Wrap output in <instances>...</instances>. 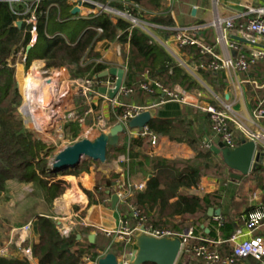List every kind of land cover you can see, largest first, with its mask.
Here are the masks:
<instances>
[{"label": "trees", "instance_id": "obj_1", "mask_svg": "<svg viewBox=\"0 0 264 264\" xmlns=\"http://www.w3.org/2000/svg\"><path fill=\"white\" fill-rule=\"evenodd\" d=\"M98 1L103 4L107 2V0ZM108 5L118 11H128L132 16L145 22L163 26L173 24L170 15L161 12L163 10L162 0H110ZM145 6L148 8V12L156 11V13L154 15L144 14L139 8ZM16 19L17 17L8 8V5L0 2V195L5 190L6 181L11 179L22 183H37L42 188L44 201L47 204H52L61 192V184L58 182L50 184L38 173V167L42 165L44 159H39L37 154L39 150L43 149V146L33 138L30 132L23 131L22 122L16 115L20 97L14 77V56L19 52L24 57L30 41L27 27L23 25L18 28L15 25ZM100 41H118L128 45L131 60L136 61H131L129 64L126 57L128 66L124 85L133 89L131 94L143 93L139 89V84L144 80L145 72L149 78L157 80L167 87L178 84L186 91L200 87L198 81L181 67L163 46L141 28L106 11H101L92 17L76 18V15L71 13L70 5L64 1L59 2L57 8L49 9L46 17L41 15L37 40L24 61L25 69L30 66L32 60L39 59L44 61L45 70L68 65L75 68L76 76L82 77L87 74L97 80H104L106 77H99V74L109 66L99 62L98 53H93L95 45ZM195 56L198 65L209 60L203 55L195 54ZM258 63L247 71L252 70ZM36 68L37 65L33 64L30 74ZM198 72L213 85L218 83L222 86V79L219 76H213L214 71L199 67ZM120 111L121 108H118L117 112L120 113ZM175 123V119L152 118L146 127L149 133L182 142L183 139H178L174 135L177 128ZM140 140L137 137L130 141V157L138 156V153H134V148L142 145ZM194 141L196 139L185 140L189 146L195 149ZM241 142L242 140H238V144ZM109 150L121 152L125 148L120 146ZM195 151L193 159L187 162L147 157L148 162L153 164L154 172L146 181L145 188L135 194L136 203L141 207L142 215L145 218L143 221H137L145 227L162 228L166 227L168 217L180 216V222L170 227L174 232L179 231L178 225H183L182 222L191 220V218L194 220L192 225L195 226L196 231L201 230L202 222L208 221L209 233L204 235L215 238L217 237L215 228H218L222 239L227 240L233 233V220L227 217L219 225L210 221L206 215L207 207L213 204L212 198L217 199L220 196L213 193L200 197L186 192V190L196 188L200 181V168L193 163L196 156L206 158L215 156L210 148L204 150L198 148ZM86 161L88 160H82L80 164H84ZM180 164L186 165L180 168ZM52 171L57 173V170L47 168V174ZM260 172H264V168L256 167L251 171V175H254L256 184L264 188V173L260 174ZM115 176L118 178V175L115 174ZM117 178L114 181H105L102 188L96 185L94 187L96 193L103 195L104 191H107L108 197H110L115 192L112 184H115ZM56 180H66V177H59ZM92 203L94 202L89 200L88 205ZM256 209L254 206L247 207L243 214L248 217ZM35 226L39 233V241L31 246V252L37 258L38 264H84L87 260L96 261L98 259L99 250L96 242L90 243L86 238H81V240L76 238L77 232L81 235L84 233L82 228L77 227L67 237H63L50 218L38 219ZM117 249L127 251L124 244L119 245ZM187 255L189 254L183 252L175 264H183L182 262L186 258L184 256ZM197 260L203 263V260ZM0 264L31 263L25 257L0 256Z\"/></svg>", "mask_w": 264, "mask_h": 264}, {"label": "crops", "instance_id": "obj_2", "mask_svg": "<svg viewBox=\"0 0 264 264\" xmlns=\"http://www.w3.org/2000/svg\"><path fill=\"white\" fill-rule=\"evenodd\" d=\"M166 1L169 2V4L166 3ZM162 6V14L163 12H165V14L170 15L173 22L172 25L163 26L141 20L142 27L139 28H141L153 40L163 46L166 51L171 55V57L181 67H183L195 80L198 81L200 87L195 88L192 91H186L178 84L173 85L179 86L184 91V101L166 100L164 102H161L160 100L162 98V95L157 93L147 94L144 92L140 94L133 93L128 96L119 95L118 100L120 102H123L124 104L139 105L145 107L146 110L150 112L151 119H175V121H179L185 117L187 118L186 113L189 110L196 109L201 113V115H203V118L206 119L207 130L203 133V144L205 148L210 149L212 146H217L216 140L219 139L211 131L206 113L203 112L201 108H199L200 105L202 106L206 102L214 104L216 101L223 99L225 103L230 106L231 112L233 114H236L238 117H240L250 127H255L250 122V119L251 112L256 106L255 104L258 101L264 99V62L260 61L252 70L245 72H213V76H219L222 79V86H220L218 83L216 85H213V83L202 77L201 74L198 72L199 67L198 63H196L197 61L195 56V54H199L198 50L193 46L180 47L174 40L173 34L175 32L174 29L176 27L199 25L201 26V29L198 30V36L203 39L206 43L213 45L217 53L222 54L224 53L225 48H227V46L223 44H216L217 31L211 25L215 17L218 16L224 19L234 17L236 23L244 22L248 17V15H246L247 7H264V0H162ZM149 13L154 15L156 11H150ZM225 34L227 42H232L240 48L248 50V44H246L245 40L236 35L235 29L226 30ZM119 46L120 44L117 41H100L95 45L94 51H96L99 55V62L106 64L109 67L117 66L123 68L126 73V69L124 68V66H122V61L118 62L119 57L117 56V54H120ZM125 48L128 49L127 44L125 45ZM230 53L232 56H234L236 52L234 50H231ZM113 59H116L117 62L113 63ZM35 60L41 61L39 59H34V61ZM33 64L37 65V68L33 72L32 76L35 74V72H41V67L43 66L44 62H42L41 64L34 62ZM32 67L33 65L29 70V75L31 73ZM64 71L65 68H63L62 72ZM106 78L113 79L115 82V78L112 76H107ZM124 79L125 74L122 82L123 84ZM98 93L99 94H96L92 97V106L94 108L93 114L86 113L87 105L84 104V101L76 105L72 101V98H69V100L74 103L72 104L73 110H77V108L79 107V110H83L82 118L84 119V121L82 122V124L88 122V125H91L95 115L98 113H102L105 118H107V120L109 121V127L110 125L117 122L115 116L120 115L121 111L120 113H118V108H115V110L113 111L110 101L112 98H110L107 93H102L99 89ZM105 94L107 95V98H103L102 96H100ZM226 94L228 95L227 98H225ZM70 101L68 103H70ZM188 118L193 121V116H190ZM257 125L258 128L264 129V122H258ZM86 129L89 132L92 131L89 130L88 127H86ZM81 130L83 131V127H81ZM96 132L94 130L93 133ZM96 135L98 136L99 133H96ZM237 136L240 137L239 134H237ZM85 137L88 138V136L83 135L80 137V139H83ZM122 137L125 138V142L120 143V146H123L125 150L121 152H114L112 158V164L116 165L112 166V169L115 170V168H118L116 173L118 175V179L122 176H126L132 182H143L144 184H146V181L153 175L154 172L153 164L148 162L147 157H154L179 162H187L188 160H192L194 157V150L191 146L187 144V142H177L175 140L169 139L166 136H157L158 138L155 145H151L149 137L147 136H140V138L138 137V139H141L140 141L142 142L141 146H136L134 148V153H138V156L130 157V141L133 138L128 141V137L126 134ZM214 154L216 157H221L220 154ZM120 163L122 164V168H120L119 166ZM185 165L180 164V168L185 167ZM257 167L264 168V166L262 165H258ZM251 171L247 175H242L240 178L233 177L231 173L229 175L230 181L224 182L218 188H212L213 183H220L218 180L206 178L204 175L201 174L200 181L196 188H191L189 190H186V192L189 194L199 195L200 197L204 194L217 193L220 197L217 199L212 198L213 204L207 207L206 215L210 218V221L219 225L221 224L223 219L229 217L234 222L232 233L233 235L237 229L245 230V223L250 216L264 215V188L256 184L255 179L253 177L254 175H251ZM263 173L264 172H260V174ZM62 177H66V180H57V182L60 184H64V181L73 180L74 183L76 182L74 176L67 175ZM246 177H251V179L247 180L245 179ZM77 179L78 183H75L77 187L78 184H80L83 189L86 190H91L94 188V182L92 179L89 178L87 173H81ZM118 179L116 180L115 184H112V188H114L115 192L117 190L116 185ZM7 187L8 182H6V188ZM137 192L140 191L133 192L130 196L125 197L121 201L118 200L115 209L111 208V196L108 197L107 191H104L103 195H101V200L93 201L94 203L90 205H88L89 201L87 202L86 196L84 195L83 197H80L74 207L68 205L70 199L74 197L73 195L68 194L66 196V200H62L65 201L64 203H62V201V204L59 205L57 203H54L53 207L51 208L52 215L48 214L49 211H40L34 213L31 217H26L28 218L27 220H29V222H33V227L28 234L29 240L27 241L28 244L26 247H21L16 243L17 238L13 232L14 228L11 229V227L14 226L13 222L16 218V214H12L10 212V215L8 217H4L5 219L10 221L7 222V229L5 228L1 230L0 228V235L3 232L5 234L6 230L8 231V228L11 229H9L8 238L5 242L2 241V239H4L2 238L4 235L1 236L0 250L5 247H8L9 256L22 258V248L29 247L31 249V246L33 244L38 243L39 241V233L35 226V223L38 219L50 218L58 229L59 226H69L71 222L80 223L75 217V214L78 212L81 214L80 220L84 221L85 223V225L80 224L76 226L82 228V230L84 231L82 235L81 233L77 232L76 238L78 234L80 235V238H77L78 240H81V238H86L88 240V236L93 233L95 236L92 243L96 242L97 248L99 250L98 258L104 256L108 252H113L116 254L119 262H121L122 258L129 259L130 253L136 248L135 236L137 232L134 233V235L127 240L116 238L114 235H108L106 231L114 230L123 222H125L129 227L132 228L137 226L138 219L133 218L131 216V207H134L140 210L141 216L143 217L141 207H139V205H137L136 203L135 194ZM4 194L5 192H2L0 195V218L3 217V212L1 211V204L3 202L2 197ZM250 206H254L257 209L255 212L251 213L247 217L245 214H243V211L245 210V208ZM209 208H212L213 210H219V214L216 215L215 213H213L211 216H209L207 214ZM167 220L168 223L166 224V227L164 226L162 228L172 230L170 227L173 225H177L180 222V216L168 217ZM170 224L171 226L169 227L168 225ZM177 227L179 231H176L175 233H181L187 228H193L195 237L197 238H202L205 240H223L222 243L217 244L214 248L224 257L230 256L232 254V244L226 239H222L221 233L219 232L218 228H215L217 232V237L210 238L204 235L209 233L208 221L202 222L200 224L201 230L198 231H196L195 226L192 224H183L178 225ZM206 230H208V232H206ZM255 236L264 237V218L262 220V224L258 228H256L251 234H244L240 239L246 240ZM9 242L13 243L11 247L8 246ZM121 244H124L126 246L127 251H120V249H117V247ZM230 252L231 254H229ZM181 254L182 253H180L179 256ZM184 257L186 258L182 262L183 264H190L189 262H187V260H195L197 262L199 261L197 260L198 258L195 259L196 257L191 255H187ZM28 260L31 264H38L37 258L34 257L32 253ZM97 260H87L84 264H97ZM198 263L207 264L204 261L203 263L202 261H199ZM238 264L260 263L253 258H248L246 260H242Z\"/></svg>", "mask_w": 264, "mask_h": 264}, {"label": "built area", "instance_id": "obj_3", "mask_svg": "<svg viewBox=\"0 0 264 264\" xmlns=\"http://www.w3.org/2000/svg\"><path fill=\"white\" fill-rule=\"evenodd\" d=\"M66 2L70 5L71 10L78 8L76 18L92 17L99 14L101 11H106L118 15L129 21L133 26L142 27L140 19L132 16L128 11L119 12L109 7L107 0L106 4L100 3L98 0H0L8 5L11 12L17 17L16 22H21V27L25 25L28 29L30 41L29 46H33L37 40L38 25L41 15L47 16L49 9L58 7L59 2ZM87 10V11H86ZM86 11V13H85ZM248 15L246 21L235 22V18H220L215 17L211 25L217 31L216 44H223L227 46L224 53L219 54L215 51V47L206 43L198 36V30L201 26H183L176 27L174 30V40L180 47L193 46L199 54L206 56L209 60L206 63H200L198 67L202 69H210L214 72H245L256 63L264 62V7L248 6L246 10ZM235 29L237 36L245 40L248 44V50H244L232 42H227L225 31ZM234 50L236 53L231 55L230 51ZM17 52L16 54H18ZM144 80L139 84V89L147 94L162 95L161 102L166 100L184 101L185 93L179 86L167 87L161 82L149 78L147 72L144 73ZM49 79V78H48ZM53 83L43 79L47 83L49 96L46 97L47 91L45 88L33 90L29 92V116L31 123L34 124V129L37 133H44L52 130H57L61 120L65 117L60 115L61 106L67 102V98L71 93L70 86H74L75 94L85 98L84 104L87 105L86 113L93 114L94 108L92 104V97L98 93L99 88L106 90L114 88V80L106 78L104 80H97L94 77L76 78L68 83L65 81H56L55 77L51 78ZM133 92L132 88L121 84L115 97L112 98L111 106L113 111L115 108H121V114L116 115L117 122L127 126V122L146 110L145 107L139 105L124 104L118 100L119 95L128 96ZM107 98V95H100ZM199 108L206 113L208 123L211 131L218 137L222 144L234 149L240 144L238 140L251 141L255 144V149L264 152V129L257 126L258 122H264V99L257 102L256 106L251 112L250 122L255 127L247 125L240 117L231 112L230 106L225 101L218 100L214 104L206 102ZM60 110V111H59ZM79 121L82 123L83 118ZM109 125V121L102 113L95 115L94 120L89 130L97 131L99 134L103 133ZM240 135V137L237 136ZM128 141L139 136H149L151 145L157 142V135L149 133L147 127L142 129H128ZM145 184L143 182H132L128 177H120L117 181L115 194L118 200L121 201L125 197L130 196L133 192L143 190ZM131 216L143 221L140 210L131 207ZM75 217L80 223L71 222L67 227L59 226L58 231L61 236L67 237L73 228L82 224L84 221L80 220V213H76ZM264 215H252L245 223V230L237 229L235 233L227 239L232 244V254L230 256H222L214 247L223 242L220 239L205 240L195 237L193 228H187L181 233H175L170 229L159 227H145L142 223H138L136 227H129L125 222L121 223L112 231H106L108 235H114L119 239H130L134 233L139 232L141 228L144 231L155 237H173L178 236L181 240L180 253L189 254L198 259L203 260L207 264H238L242 260L253 258L260 264H264V237L255 236L249 239H240L244 234H251L256 228L262 224ZM33 227V222L13 229L16 236V243L21 246L29 240V232ZM194 241V242H193ZM31 249L22 248L23 257L29 259L31 256ZM0 256H9L8 249L0 250ZM121 264H130L128 258H122Z\"/></svg>", "mask_w": 264, "mask_h": 264}, {"label": "rangeland", "instance_id": "obj_4", "mask_svg": "<svg viewBox=\"0 0 264 264\" xmlns=\"http://www.w3.org/2000/svg\"><path fill=\"white\" fill-rule=\"evenodd\" d=\"M166 3L169 4V2L166 1ZM168 7V5H167ZM145 6L144 8H139L140 11H142L144 14L149 15L150 13L147 11L148 8ZM124 12V11H119ZM118 42V41H117ZM120 44L119 50L120 54H117L119 57V61H122V66H124L125 69H127V60L128 63L130 62H136L134 60H131V53L128 49L125 48V44ZM93 53H97L96 51H93ZM14 59V66H15V83L16 87L18 89V94L20 97L19 104L16 107V115L21 120L23 131L27 133H31L33 138L43 146L42 150L38 151V158H43L42 165L38 167V173L41 175V177L48 181L50 184L54 181L56 178L71 175L75 177V181L78 183V177L81 173H87L89 178L93 180L94 186L99 185L100 188L104 185L105 181L112 180L114 181L115 174L117 173L118 168L115 170L112 169V166H116L112 164V158L114 155V151H111L108 149L107 151V160L105 163L100 162H94V161H86L84 164H80V166L76 169H68L64 171H57V173H53V171L49 174H47V168L52 169V164L55 160V156L57 153L64 147L69 146L73 144V141H79L81 140L80 137L85 135L88 136L87 139L94 140L97 135L96 133H93L94 131L89 132L86 127H90L87 123L82 124L79 119L82 118V111L77 108V110H73L72 104L78 105L79 103H82L85 98L81 95L75 94L74 92V86H70L69 89L71 90L70 95L67 98V103L64 106H61L60 115L65 116L63 120L58 123L57 130H52L48 132H44L42 134L37 133L34 129V124L31 123V119L29 116V92L33 90L32 84L36 81H42L43 79H48V77H55L56 81H65L67 82L68 86L70 81L76 79V78H84L88 75L85 74L82 77L76 76L75 74V68L73 66L63 65L59 68H50L45 70L44 64L43 68L41 67V72H35V74L32 76V74L29 75V70L34 62L42 63L44 61H38V60H32L30 63V66L25 69L24 61L25 56L22 57L19 53L16 54ZM127 57V60H126ZM121 58V59H120ZM105 61V60H104ZM112 62V61H111ZM116 59H113V63H116ZM121 63V62H120ZM63 68H65V71H63ZM62 70V71H61ZM64 73V74H63ZM35 76V77H34ZM44 83V82H43ZM69 98H72V101L69 100ZM70 101V103H68ZM187 118L181 119L179 122L176 120V126L174 135L177 136L178 139H183L185 141L186 139H196L193 143V147L198 150L205 149V146L203 144V133L206 131L207 123L206 119L203 118V115L196 109L189 110L187 113ZM193 116V121L189 119L188 117ZM81 127H83V131L81 130ZM86 138V137H85ZM125 138L121 136L120 143H124ZM194 150V155L196 154V151ZM193 163L200 168L201 174L204 175L206 178L209 179H216L220 183L214 184L212 188H218L221 186L224 182H229L230 177L229 175L232 173L234 175L237 174V172L231 171L223 162L220 156H212V157H201L196 156V158L193 160ZM120 168H122V164H119ZM118 167V166H117ZM44 169V172H43ZM56 172V171H54ZM117 175V174H116ZM118 179V178H117ZM116 179V180H117ZM245 179H251V177H246ZM8 187H5V194L3 195V202L1 211L3 212V217L0 218V228L7 229V222H10L9 220L5 219L4 217H8L10 215V212L13 214H16V218L14 219V226L11 227V229L18 228L20 226H23L29 222L26 217H31L34 213L40 212V211H49V215H52L51 208L53 207L54 203L62 204L66 200V196L68 194L73 195L74 197L70 199L69 206L74 207L76 202L80 199V197L86 196L87 202L89 200L97 201L101 200L102 196L97 194L95 189L86 190L83 189V187L78 184L75 185V183L72 181H64V184H61V192L60 194L53 200L52 204H47L44 201V195L42 188L37 183H22L17 180H8ZM207 189V188H206ZM205 189V190H206ZM89 193H87V192ZM62 201V203H61ZM68 202V201H67ZM81 215V214H80ZM194 220H188L182 222V224L190 225L193 224ZM169 227L171 226L168 225ZM6 230V233H1V236L4 235L2 238V241L5 242L8 238V232ZM10 229V230H11ZM74 230L77 229V227L73 228ZM13 243L9 242V247L12 246ZM28 242L21 245V247H26ZM2 245V244H1ZM7 245V244H6ZM5 245V246H6ZM8 249V247H5ZM4 249V248H3ZM190 264H200L195 260H190Z\"/></svg>", "mask_w": 264, "mask_h": 264}, {"label": "water", "instance_id": "obj_5", "mask_svg": "<svg viewBox=\"0 0 264 264\" xmlns=\"http://www.w3.org/2000/svg\"><path fill=\"white\" fill-rule=\"evenodd\" d=\"M79 12L78 8H73L71 13L74 15ZM15 25L21 28V22L17 21ZM32 46H27L25 51V59L29 54ZM125 70L117 66H111L99 74V77L112 76L115 78L113 89L106 90L99 88L102 93H107L113 98L118 92L124 78ZM228 95H225L227 98ZM151 120L148 110H145L134 116L124 126L120 122L110 125L103 133H100L94 140L83 138L73 144L62 148L52 164V168L57 171L75 169L82 160H90L94 162L105 163L107 160L108 149H116L120 146V138L125 135L128 129H142ZM217 146H212L211 150L220 154L223 162L228 168L237 172L233 177L240 178L247 175L258 165L264 166V152L255 149V144L251 141H242L239 146L234 149L225 147L222 142L216 140ZM118 202L116 194L111 195V208L115 209ZM213 213L219 214V210L209 208L208 215ZM208 232V230H206ZM94 234L88 236L90 243L94 240ZM80 238V235H77ZM136 248L130 253V264H175L180 251L181 240L178 236L173 237H155L144 231L142 227L135 236ZM97 264H121L113 252H108L104 256L98 258Z\"/></svg>", "mask_w": 264, "mask_h": 264}, {"label": "bare ground", "instance_id": "obj_6", "mask_svg": "<svg viewBox=\"0 0 264 264\" xmlns=\"http://www.w3.org/2000/svg\"><path fill=\"white\" fill-rule=\"evenodd\" d=\"M49 79H47L48 81H50V84L53 83L54 81H52L51 77H48ZM32 86L34 87L33 90H38V89H41V88H45L47 86V83L45 81V83H43L42 81H36L35 83L32 84ZM32 90V91H33ZM45 90L47 91V94H46V97L48 98L49 96V90L47 88H45ZM29 104V102H28ZM29 107V105H28Z\"/></svg>", "mask_w": 264, "mask_h": 264}]
</instances>
